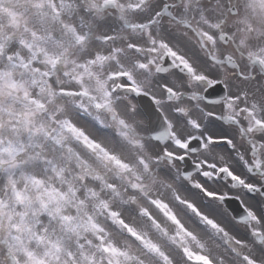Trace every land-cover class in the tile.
<instances>
[{
	"label": "clouds",
	"instance_id": "1",
	"mask_svg": "<svg viewBox=\"0 0 264 264\" xmlns=\"http://www.w3.org/2000/svg\"><path fill=\"white\" fill-rule=\"evenodd\" d=\"M196 257L264 264V0H0V264Z\"/></svg>",
	"mask_w": 264,
	"mask_h": 264
},
{
	"label": "snow or ice",
	"instance_id": "2",
	"mask_svg": "<svg viewBox=\"0 0 264 264\" xmlns=\"http://www.w3.org/2000/svg\"><path fill=\"white\" fill-rule=\"evenodd\" d=\"M237 209H239V205H237ZM196 259H198V260H205L204 257H196ZM205 264H207V261L206 260H205Z\"/></svg>",
	"mask_w": 264,
	"mask_h": 264
}]
</instances>
